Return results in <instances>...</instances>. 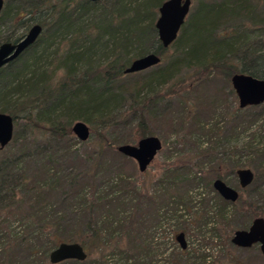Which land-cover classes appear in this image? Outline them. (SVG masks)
I'll return each instance as SVG.
<instances>
[{"label": "trees", "instance_id": "1", "mask_svg": "<svg viewBox=\"0 0 264 264\" xmlns=\"http://www.w3.org/2000/svg\"><path fill=\"white\" fill-rule=\"evenodd\" d=\"M8 1L16 5L13 15L19 11L27 17L19 26L26 29L30 24H37L42 30L32 46L0 69V113L12 118L13 127L19 123L35 126L37 120L46 117L47 132L54 140L69 139L72 122L80 121L102 130L110 120L126 116L127 123L135 122L139 139L152 136L147 125L151 118L166 113V98H178L182 112L189 113L198 104L190 95L205 87L211 74L219 75L229 84L236 74L264 79V0H198L167 49L161 48L153 27L156 10L165 0ZM8 7L2 8L0 22ZM80 21H85L82 28L76 27ZM21 37L6 36L0 44L14 43ZM60 37L68 41L65 54L54 66L38 67L35 50L39 43H50ZM169 49L168 59L135 82L132 91L126 88L128 84L120 83L121 78L134 75L123 74L131 60L147 53L161 58ZM59 71L61 76L55 77ZM157 88L164 90L157 93ZM260 106L237 107L231 115L232 120H238L237 127L243 121L242 132L255 128L257 121L264 117V111L258 112ZM191 125L196 132H202L196 119H191ZM259 129L257 126L256 131ZM235 130L230 127L228 135ZM20 133L24 135L25 131L17 126V137L13 134L10 142L22 138ZM101 133L97 134L98 156L104 149L118 154L116 147L125 142H110ZM258 146L250 147L252 155L264 162V144ZM199 149L196 157L202 161L192 165L194 171L215 161L213 147ZM16 161L18 155L17 160L8 157L0 160V264H50L48 253L61 241H79L86 253V249L96 247L98 242L102 244L103 235L116 230L111 228L114 223L121 227L126 217L119 209L126 207L131 197L129 192H134L128 179L118 177L111 186L117 195L100 201L88 200L83 192L92 186L89 178L82 181L71 178L69 192L59 202L51 203L36 193L15 192L17 178L10 171ZM218 168L219 164L207 170L213 180H221ZM236 170V166L229 169L232 174ZM160 177L158 184L165 202L171 197L177 202H187V188L201 184L183 163L165 166ZM213 180L206 183L209 188ZM157 192L160 190L154 194ZM217 200L221 205L216 219L224 221L226 209L232 204L218 196ZM63 205L65 208L61 210L59 207ZM65 213L84 214L81 224L84 239L78 231H62L60 225L68 217ZM109 215L114 219L109 221ZM119 215L123 218L117 220ZM13 221L18 222L19 230L11 228ZM56 264L99 263L88 261L86 253L82 261L68 259Z\"/></svg>", "mask_w": 264, "mask_h": 264}, {"label": "rangeland", "instance_id": "2", "mask_svg": "<svg viewBox=\"0 0 264 264\" xmlns=\"http://www.w3.org/2000/svg\"><path fill=\"white\" fill-rule=\"evenodd\" d=\"M190 1L191 11L198 0ZM6 5L9 7L0 22V41L6 36H11L12 39L24 36L31 26L30 24L26 29L19 26L27 17L19 11L16 16L13 15L16 6L13 2L3 0V9ZM76 25L82 28L85 21ZM64 38L39 43L35 50L38 67L45 69L48 64L54 66L65 54L68 41ZM262 51L264 52V48ZM170 54L169 49L160 58L158 66ZM155 68L125 76L120 83L128 84L126 88L130 92L135 82ZM61 73L56 72L55 77H60ZM163 90L159 91L157 88L155 92L162 93ZM190 98L198 104H194L189 113L182 112L178 98L167 97L166 113L150 119L147 128L152 136L160 140L161 149L144 173L138 172L131 159L109 150L104 149L98 156V133H104L103 136L110 142L124 141L125 144L135 145L138 141L135 122L127 123V116L110 120L102 130L85 124L89 129V137L85 142H79L72 134L69 139L54 140L47 132L46 117L37 120L35 126L19 123L18 129L25 131L24 135L20 133L22 138L18 141L16 138L0 150V160L4 157L17 160L18 155V161L10 171L17 178L15 192L36 193L46 197L51 203L59 202L62 195L69 192L68 180L71 178L76 181L89 178L92 186L85 188L83 192L88 200L100 201L117 195L111 186L118 177L128 179L136 194L129 192L128 197H131L126 207L119 209L126 218L120 224L121 227L113 224L111 228L116 230L111 236L103 235L102 244L98 242L96 247H91L89 251L86 249L88 261L94 260L99 264H264V256L260 254L257 245L238 248L229 241L234 230L247 228L256 217L264 219V162L253 156L250 149L264 144V117L257 121L255 128L242 132L243 121L237 127L238 120L231 118L238 107L236 96L230 84L219 75L211 74L209 83L192 93ZM263 111L264 103L258 109L260 113ZM192 118L198 121L202 132H196L192 127ZM122 121L126 125L121 124ZM17 126L13 127L16 137ZM257 126L260 127L258 131ZM230 127L236 129L232 135H228ZM210 147L215 152V161H211L210 165L214 168L219 164L221 180L236 190L239 196V200L226 209L227 219L224 221L216 219L221 204L212 188L206 184L214 179L207 174L211 166L206 163L200 170L192 169L193 164L202 161L200 157H196L197 152L201 151L199 148L205 151ZM187 160L190 161L187 163ZM182 163L197 176L201 184L187 188V202H177L172 197L165 202L161 185L158 184L162 170L165 166ZM232 166L249 169L253 174L252 183L240 189L235 174L229 171ZM155 190L160 192L154 194ZM59 208L64 210L65 206ZM107 217L109 221L114 219L111 215ZM121 218L123 217L119 215L117 220ZM84 219V214L81 213L68 214L60 225L61 229L64 233L78 231L79 237L84 239V231L81 229ZM11 228L19 230L18 222L13 221ZM179 232L183 233V249L175 240Z\"/></svg>", "mask_w": 264, "mask_h": 264}, {"label": "water", "instance_id": "3", "mask_svg": "<svg viewBox=\"0 0 264 264\" xmlns=\"http://www.w3.org/2000/svg\"><path fill=\"white\" fill-rule=\"evenodd\" d=\"M98 2L100 0H86ZM190 0H165L156 10L157 16L153 27L157 41L162 49H167L176 39L189 11ZM3 8V0H0V13ZM41 27L31 25L26 34L14 43L3 42L0 44V69L15 60L26 49L32 46L41 33ZM160 57L153 53H147L130 61L123 70V74H136L159 65ZM230 86L237 99L238 108L259 106L264 103V79H256L247 75L236 74L230 78ZM70 133L79 141L85 142L89 137L88 127L80 121L74 122L70 127ZM13 120L4 113H0V150L12 139ZM161 149V142L155 136H147L138 139L135 145L121 144L116 147V152L135 162L139 173H144L156 154ZM238 187L244 189L253 181V174L249 169L235 171ZM211 187L217 196L225 202L233 204L238 199V192L228 187L222 180L215 179ZM175 240L181 249L185 247L183 233L179 232ZM230 243L238 248H249L257 245L258 250L264 256V219L254 218L245 229H236L229 239ZM86 258L83 247L78 242H59L48 253V262L56 264L63 260L73 259L82 261Z\"/></svg>", "mask_w": 264, "mask_h": 264}]
</instances>
